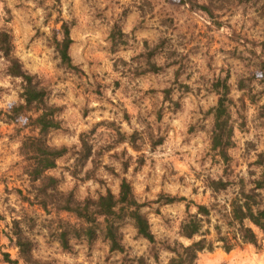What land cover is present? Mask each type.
Masks as SVG:
<instances>
[{
	"label": "rangeland",
	"instance_id": "rangeland-1",
	"mask_svg": "<svg viewBox=\"0 0 264 264\" xmlns=\"http://www.w3.org/2000/svg\"><path fill=\"white\" fill-rule=\"evenodd\" d=\"M63 24L74 69L61 64L56 50ZM1 30L11 36L24 70L48 90L49 103L61 108V129L47 137L48 145L67 148L47 172L59 179L58 191L82 202L106 189L116 195L126 179L155 240L165 245H188L178 235L181 222L196 213L195 205L213 206L207 225L213 250L200 253L196 264H264L258 231L257 246L239 244L227 253L213 229L228 231L220 219L223 206L240 181L248 186L263 169L256 161L264 158V0H0ZM226 78L232 138L223 162L211 149L210 110L218 99L214 84ZM19 92V80L5 76L0 58V264H9L4 254L25 264L14 221L40 262L138 264L142 258L168 264L162 245L154 249L129 221L121 228L124 253L110 252L100 236L61 248L59 221H79L23 200L32 199V191L19 148L33 133L24 128L27 115L7 118ZM83 143L91 148L85 160ZM218 179L232 187L213 194L207 186ZM166 196L185 201L164 204Z\"/></svg>",
	"mask_w": 264,
	"mask_h": 264
},
{
	"label": "trees",
	"instance_id": "trees-1",
	"mask_svg": "<svg viewBox=\"0 0 264 264\" xmlns=\"http://www.w3.org/2000/svg\"><path fill=\"white\" fill-rule=\"evenodd\" d=\"M62 34V40L56 42L60 62L65 67L74 69L68 53L72 40L69 36V28L65 24L62 25ZM118 35H121L120 32ZM12 50L11 36L7 31L1 30L0 58L3 60L4 74L19 80L20 83L19 103L7 114V118L13 122L18 117L27 115L24 128H30V132L33 133L23 137L19 148L21 157L27 162L24 175L32 191V199L25 197L23 200L31 206H38L46 214L69 213L79 221L76 224L59 221L56 240L61 248L68 250L69 242L73 239L91 243L100 236L108 243L110 252L124 253L121 228L125 221H129L136 230L137 236L149 242L154 249L155 245H162L161 250L170 254L168 264H196L200 253L212 251L214 242L207 238L210 234L207 225H210L211 212L215 210L213 206L195 205L196 213L187 215L181 222L178 235L187 240L188 245L178 241L165 245L164 241L155 240L148 219L141 212L142 204L135 199L131 185L126 179L120 180L116 195L106 189L96 199L87 197L82 202L74 201L72 193L57 190L59 179L47 175V172L56 168L57 160L66 154L67 148L48 145L47 137L50 132L61 129V122L57 118L61 108L49 103L48 90L37 82L35 75L24 70L19 60L14 57ZM262 69H264V63ZM262 72L264 74V70ZM214 89L218 99L215 107L210 110L212 115L211 149L218 152L223 162H227V150L232 138L230 114L227 110L229 102L227 78L216 81ZM82 148V160H85L91 156V148L86 143H83ZM256 165L263 167L259 176L249 182L248 186L240 181V185L234 188L235 198L227 207L223 206L220 219L228 231L223 234L219 225L213 227L216 235L215 242L220 243L221 248L227 253L239 244L257 246L259 240L255 230L261 234L264 241V196L261 194L264 192V158L262 156H259ZM231 187L230 182H223L222 179L211 180L207 186L213 194L225 193ZM16 192L21 195L20 190ZM160 198L162 199V196ZM163 199L164 204L185 201L184 198L177 200L168 196ZM12 225V234L20 259L25 264H50L37 261L32 257V241L23 234L18 221H14ZM153 259L156 262L157 256L154 255ZM4 261L17 264V261L11 260L8 254H4ZM144 262L142 258L137 260L138 264H145Z\"/></svg>",
	"mask_w": 264,
	"mask_h": 264
}]
</instances>
